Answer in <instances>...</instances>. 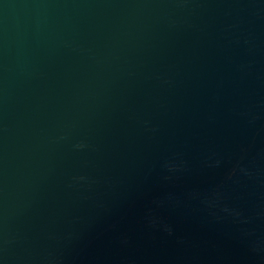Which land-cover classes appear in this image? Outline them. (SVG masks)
<instances>
[{
	"label": "water",
	"instance_id": "1",
	"mask_svg": "<svg viewBox=\"0 0 264 264\" xmlns=\"http://www.w3.org/2000/svg\"><path fill=\"white\" fill-rule=\"evenodd\" d=\"M0 264H264V0H0Z\"/></svg>",
	"mask_w": 264,
	"mask_h": 264
}]
</instances>
